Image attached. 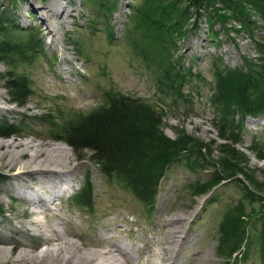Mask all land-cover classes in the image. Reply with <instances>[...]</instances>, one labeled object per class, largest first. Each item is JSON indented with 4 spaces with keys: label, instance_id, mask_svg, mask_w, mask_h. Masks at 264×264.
<instances>
[{
    "label": "rangeland",
    "instance_id": "374dc122",
    "mask_svg": "<svg viewBox=\"0 0 264 264\" xmlns=\"http://www.w3.org/2000/svg\"><path fill=\"white\" fill-rule=\"evenodd\" d=\"M141 1L115 0L116 8L106 15L99 7V0H0V16L19 29L17 38L33 31L41 45V51L32 61L11 65L0 60L3 97L0 121L19 128L8 136L0 134V139L33 140L43 142L46 147L64 143L68 147L67 169L71 172L63 183L66 190L50 203L48 216L43 212L40 218L46 216L48 226L66 231L81 249L109 248L111 242L119 240L132 245L135 258L143 251L150 254L153 250H169L167 243L164 244L168 238L165 220L182 216L186 217L183 232L179 233L182 246L172 248L182 250L179 264H195L204 256L211 264H228L218 254L223 212L240 201L245 203L248 212L259 210L260 204L245 199L236 177L223 181L213 192L204 195H194V185L211 178L215 167L207 163L219 158V146L225 142L220 133V112L209 99L215 85V61L221 56L224 65L257 74L264 66V47L260 46L264 44V18L247 4L253 21L248 30L232 15L222 23L210 9L203 11L195 28L193 12L186 36L177 41L173 61L180 60L177 67H191L200 76L184 87L183 99L174 102L159 90L157 80L161 72L155 59L148 61L143 54H137L128 38L136 37L143 45L150 40L137 25L132 9ZM223 13L231 14L224 10L217 14ZM108 23L113 24V36L109 35ZM49 24L55 29L54 34L49 32ZM9 72L28 80L30 95L23 106L12 102L5 90L7 82L3 78ZM109 91L141 97L155 104L163 111V130L169 137L176 138L185 131L209 145L202 152L207 155L206 160L198 159L199 163L203 162L201 166L193 167L191 161L195 158L192 157L182 158L167 168L153 205L138 199L123 180L101 172L91 150L76 152L58 137L64 134L65 128L107 105ZM254 145H264V113L244 119L242 137L236 145L248 157L249 170L264 182V160L251 150ZM2 163L0 160V238L4 240L0 245L17 251L39 250L43 247L38 245L42 237L35 234L29 223L34 216L27 213L28 201L13 188L16 181L13 172L17 168ZM239 178L244 179L242 175ZM87 179L93 187L92 206L82 208L74 196L85 187ZM26 183L39 189L33 177L27 178ZM259 218L249 227L253 244L237 264H264L256 238L262 226Z\"/></svg>",
    "mask_w": 264,
    "mask_h": 264
},
{
    "label": "trees",
    "instance_id": "16d2710c",
    "mask_svg": "<svg viewBox=\"0 0 264 264\" xmlns=\"http://www.w3.org/2000/svg\"><path fill=\"white\" fill-rule=\"evenodd\" d=\"M99 1V7L106 15L113 13L115 0ZM247 4L264 18V0H142L132 7L137 25L144 29V35L150 40L145 41L144 46L136 37L128 38L137 54H143L148 61L155 59L161 72L157 83L164 97H172L174 102L183 99L184 87L200 76L191 67H177L180 60L179 63L173 61L177 41L186 36L193 12L195 19L192 25L195 28L203 11L212 9L222 23L232 15L242 21L245 29L251 30L253 21L248 15ZM221 10L231 14L218 15ZM210 21L214 20L210 18ZM109 24V35L113 36V24ZM17 32L19 29L10 21L3 20L1 15L0 60L11 65L32 61L41 51L40 41L33 31L26 33L23 38H17ZM260 46L262 49L264 44ZM220 57L215 61V85L209 99L220 112V133L225 142L219 146V158L207 163L215 167L211 178L194 185V195L213 192L215 186L236 177L241 182L245 199L259 203L260 208L248 212L245 203L240 201L223 212L218 254L228 264H237L239 257L247 254L249 245L253 244L249 227L260 217L262 226L256 238L264 261V182L259 181L254 172L249 170L248 157L236 147L242 137L244 119L264 113V66L257 74L247 73L240 68L224 65ZM3 79L7 82L5 90L12 102L23 106L30 95L27 78L9 72ZM106 100L107 105L65 128L64 134L58 137L76 152L91 150L92 159L99 165L100 171L108 177L116 176L123 180L141 201L154 204L159 182L172 163L194 157L191 165L197 167L203 163H199L198 159L206 160L207 155L202 152L209 145L185 131L176 138L169 137L163 130V111L155 104L141 97L115 91L107 92ZM237 115L239 118L236 120ZM18 129L16 124L0 121L1 135L8 136ZM251 150L264 160V145H254ZM239 175L244 179L239 178ZM215 197L216 194L209 201ZM74 199L82 208L92 206L93 187L89 179Z\"/></svg>",
    "mask_w": 264,
    "mask_h": 264
},
{
    "label": "bare ground",
    "instance_id": "6f19581e",
    "mask_svg": "<svg viewBox=\"0 0 264 264\" xmlns=\"http://www.w3.org/2000/svg\"><path fill=\"white\" fill-rule=\"evenodd\" d=\"M53 7L49 9L53 11ZM60 8H62V6H60L59 9ZM53 12L55 13L56 10ZM50 27L51 25L49 24V32L54 34L55 29ZM2 98L3 97L0 95V99ZM42 143H37L33 140L19 141L17 138L9 140L0 139V160L3 162L2 164L17 168V170L13 172V178L16 180L13 184V188L19 195L23 196L28 201L29 206L28 209L26 208L27 213L30 216H34L29 223L33 226L36 232L35 234L42 237L38 245L40 244L43 246L39 250L25 249L17 251V249L14 250L6 247L7 245H0V264L180 263L179 256L182 250H172V248L176 245L177 248L182 246L180 234L183 232L181 230L183 227L182 223L185 222L186 217L172 216L165 220L168 238L165 239L166 241L164 240V244L167 243L169 250H161L159 248L160 250L158 251H150V254L147 253L148 255L143 251V253L141 252V256L137 258H135L133 254L132 245H129L127 242L115 240L110 243L109 248L96 249L84 247V249H81L77 244L78 242L68 237L66 231L65 233L64 231H59V229L55 227L48 226L49 222L45 220V217L48 216V212L46 213V211L51 210L50 203L53 202L55 198L61 197L66 190V187H63V183L67 175L71 172L67 169L70 163L67 156L70 153L68 147L64 143H60L59 145L52 144L48 147ZM6 158H8L7 161H5ZM61 160H67V162L61 163ZM31 177L38 181L39 189L26 183L27 178ZM45 193H47V195ZM43 212L46 216L44 215V219H41L40 215ZM16 227L17 229H21L19 226ZM15 231L18 232L17 230ZM24 231L29 233L26 229H24ZM3 240V238H0V243L3 242ZM156 245H158V243ZM166 248L167 247H165V249ZM195 264H211V261L207 256H204L198 259V262H195Z\"/></svg>",
    "mask_w": 264,
    "mask_h": 264
}]
</instances>
